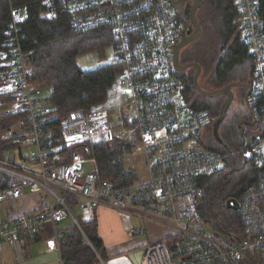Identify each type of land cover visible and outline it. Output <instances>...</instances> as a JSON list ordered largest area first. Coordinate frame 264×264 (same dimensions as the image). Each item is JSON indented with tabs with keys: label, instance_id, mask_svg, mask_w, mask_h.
Here are the masks:
<instances>
[{
	"label": "built area",
	"instance_id": "obj_1",
	"mask_svg": "<svg viewBox=\"0 0 264 264\" xmlns=\"http://www.w3.org/2000/svg\"><path fill=\"white\" fill-rule=\"evenodd\" d=\"M232 1L240 42L252 61L249 104L259 118L258 136L241 151L256 171L237 200L244 234H219L198 211L204 192L197 180L218 174L225 157L201 144L206 114L194 110L173 66L174 48L191 27L180 9L169 0H43L46 17L66 14L75 32L100 27L111 31L115 57L110 63L119 67L114 86L124 90L132 111L129 122L136 130L145 176L121 186L102 180L94 148L111 129L108 104L90 111L71 110L55 122L59 136L51 133L53 109L43 90L30 83L21 47L20 28L30 17L29 8L11 5L10 25L0 48V95L11 97L8 111L18 120L17 129L5 131L1 139L12 140L21 149L20 162L13 156L0 160V204L40 192L53 203L0 221V248L28 245L49 227L46 252L61 255L66 234L57 225L68 219L92 248L82 226L94 222L96 211L103 208L136 222L127 232L129 240L146 237L147 225L168 234L165 240L144 246L142 264H244L252 253L264 264L262 3ZM85 164L93 165L86 174ZM68 198L75 199L78 217ZM69 263L61 255L60 264Z\"/></svg>",
	"mask_w": 264,
	"mask_h": 264
},
{
	"label": "trees",
	"instance_id": "obj_2",
	"mask_svg": "<svg viewBox=\"0 0 264 264\" xmlns=\"http://www.w3.org/2000/svg\"><path fill=\"white\" fill-rule=\"evenodd\" d=\"M261 3V15L264 20V0H261ZM11 5H27L29 8L30 17L20 28L21 47L30 71V83L40 87L44 92L46 90L45 95L53 109L51 118L54 125L50 127L51 133L59 136L55 122L71 110L90 111L105 105L110 90L114 87L115 77L119 73L118 65L110 62L92 70H82L76 62L77 57L91 52L101 56L105 46L110 45L114 48L115 41L107 27L75 32L71 29L66 14L60 13L57 19L47 18L43 0H0V48L11 21L9 10ZM190 5L187 4L183 9V14L189 22ZM196 17L201 29L211 33L206 35L204 41L209 45L203 44L201 50L192 55L195 63L203 68L204 76L207 78L204 84L199 83L201 88L207 90L205 87L210 86L215 90L233 82L250 83L252 61L247 47L240 42L238 17L233 1L203 0ZM222 49H225L224 53ZM2 72L0 69V79ZM189 83L192 85V81ZM191 88L190 97L197 98L192 107L194 110L204 112L207 119L205 131L208 135L203 136L201 144L225 157L224 166L218 174L202 176L197 180L204 192L198 211L215 232L228 236L243 235L244 226L238 211L229 209L226 201L230 198L239 200L255 176L254 166L242 158L241 151L258 136L248 141L245 137L248 134V127L255 128L254 124H249L259 122L257 111L251 108V113L247 109L244 89L236 88L240 91L241 107L226 111L218 127L216 139L213 129L221 107L215 105L211 99L196 96L193 87ZM10 101V96L0 95V160L5 158L7 152L21 149L12 140L1 139L5 131L14 129L18 120V115L8 111ZM131 123H128V126L132 128ZM134 133L137 136L136 132ZM129 150L131 145H125L116 137L111 142L99 143L94 148L103 181L121 186L130 184L138 178L135 172L126 171L124 167L125 153L128 154ZM67 203L72 208L76 206L73 198H68ZM82 228L92 248L83 242L80 232L71 222L64 230L66 236L62 257L69 260V264H97L99 263L97 253L106 262L107 257L97 233L96 222L84 224ZM244 264H259L257 255L249 254Z\"/></svg>",
	"mask_w": 264,
	"mask_h": 264
},
{
	"label": "crops",
	"instance_id": "obj_3",
	"mask_svg": "<svg viewBox=\"0 0 264 264\" xmlns=\"http://www.w3.org/2000/svg\"><path fill=\"white\" fill-rule=\"evenodd\" d=\"M111 90L106 103L109 106H113L118 102V97L110 98ZM47 202H49V198L43 192L27 194L18 200L5 201L0 204V221H12L22 213L38 211ZM95 222L106 257L119 256L118 258L110 260L109 263L127 264L124 261L128 263L130 261L125 256L143 250L144 246L148 243L163 240L168 237V234L164 231L166 235L160 232V237L151 238L150 242L143 241L147 236L129 240L127 238V232L132 226L136 225V222L124 215L103 208L96 211ZM50 233V228L46 227L28 245H2L0 248V264H60L62 254L60 255L58 252H46V240L49 238Z\"/></svg>",
	"mask_w": 264,
	"mask_h": 264
},
{
	"label": "rangeland",
	"instance_id": "obj_4",
	"mask_svg": "<svg viewBox=\"0 0 264 264\" xmlns=\"http://www.w3.org/2000/svg\"><path fill=\"white\" fill-rule=\"evenodd\" d=\"M189 4H191V3L189 2ZM181 13H183V10L181 11ZM201 30H202L201 36L198 39H196L194 42L190 43L189 45H187L185 47V49H189L192 54H194L197 51H200L203 44L205 46L209 45L208 43H206L204 41H205L206 35L211 34V33H206V32H204L203 29H201ZM226 47L227 46H225V48ZM222 50H223V52L222 51L221 52L224 53L225 49H222ZM102 54L103 55L99 56L98 53H94V52L86 53V54H83V55L77 57L76 62L82 70L87 71V70L95 69L96 67H98L100 65H103L105 63H109L115 57V48H113V46H110V45L105 46L102 50ZM196 64H198V63H196ZM201 72H202V74L200 73L201 76H200L199 83L204 84L206 82L207 78L204 76L203 68H201ZM205 89H207L206 91L212 90V88L210 86L209 87L206 86ZM232 91H234L236 93L237 99L232 103L229 110H235V109H238L241 107L240 106L241 105V99L239 100L238 93H237L238 90L236 88H234ZM43 92H44V90H43ZM121 92H123V93H121ZM44 93H46V90ZM114 97H118V102L116 104H114L113 106H110L109 124H110L111 129H110L109 133L101 140V142H111L113 140V138L116 137V138L120 139L121 141H123L125 143V145L126 144L131 145V150H129L128 154L125 153L126 159H125V166L124 167H126V169H127L126 171L135 172L139 178H143L145 176V166H144V162H143V159L141 157V154L137 151V148H136L137 136H135V133H134V132H136V130H135L134 126L132 128L128 126V123H130L129 119H131V117H132V111L130 110V107L127 103V99H126V96H125L123 89H121L117 86H114L111 90L110 98L113 99ZM244 97H245V95H244ZM203 98H205V97H203ZM206 99H208V98H206ZM211 100L215 105H219V108L221 107L222 103L224 102V100L221 98H214ZM12 127H14V126H12ZM15 128L17 129V123H15L14 129ZM255 128L251 129L250 127H248V129H247L248 134H246V136H245V137H247L246 138L247 141L251 140L253 137L258 135L259 132H257V129H255ZM206 134L208 135L207 131H205L204 137ZM27 152H28L27 149L22 150L23 155H26ZM11 156L15 157L17 159V161L20 162L19 151L17 149H14V150L7 152L5 154V158H10ZM92 168H93L92 164H85L83 166V173L86 174V173L90 172ZM49 201L51 204L53 203V199L51 197L49 198ZM73 213L76 217L79 216V209L77 206L73 208ZM70 224H71V221L69 219L65 220V221H63L57 225V229L58 230H65L66 228L69 227ZM145 229H146L148 235L146 238L143 239V241L150 242L151 238L160 237V235H159L160 232L161 233L163 232L164 235H166L164 230H162L158 227L152 226V225H147L145 227ZM164 235H162V236H164ZM167 242H169V241H167ZM96 256L99 260V263H97V264H108L110 260L119 257V256H117V257L107 258V261L105 262L99 257V255L97 253H96ZM125 257L128 260V256H125ZM124 262L127 263L126 261H124Z\"/></svg>",
	"mask_w": 264,
	"mask_h": 264
},
{
	"label": "water",
	"instance_id": "obj_5",
	"mask_svg": "<svg viewBox=\"0 0 264 264\" xmlns=\"http://www.w3.org/2000/svg\"><path fill=\"white\" fill-rule=\"evenodd\" d=\"M169 1L172 4V6L176 9H181L184 7V5L189 4V2L191 3L190 10H189V20H190L191 27L186 32L182 40L176 45L173 51V66H174L176 74L181 75L187 68L193 67L195 69V74L193 78V86L198 94L208 99H214V98H218L222 96L227 97V100L221 106L220 115L214 124V129H213L214 136L216 137V139H218V131H217L218 127L223 121L226 111L228 110V107L232 99L230 90H232L233 88H247L248 89V92L245 94V97H244V102H245L247 109H249V111L252 113V109L249 104V94H250L251 85L246 84V83L233 82V83L226 85L223 88L211 90V91H206L201 88V86L199 85V79H198L201 73L200 65L196 63L181 65L179 62V54H180V51H182V49H184L187 45L194 42L196 39H198L201 36L202 30L198 23L196 13L198 9L202 7L203 0H177V1L169 0ZM253 124L255 123H251L249 125H253ZM226 205L229 209H232V210L238 209V202L234 198L228 199L226 201ZM142 255H143L142 250L136 251L128 255V260L131 262V264H142L141 263Z\"/></svg>",
	"mask_w": 264,
	"mask_h": 264
},
{
	"label": "flooded vegetation",
	"instance_id": "obj_6",
	"mask_svg": "<svg viewBox=\"0 0 264 264\" xmlns=\"http://www.w3.org/2000/svg\"><path fill=\"white\" fill-rule=\"evenodd\" d=\"M175 1H177V0H175ZM185 6L186 5H184V7ZM184 7L181 8L180 11H182L184 9ZM192 55L193 54L191 53V51L189 49H185V48L182 49V51H180V54H179V62H180V64L181 65H186V64L195 63L196 61L193 59ZM184 56L187 57V58H185ZM194 74H195V69L193 67H189L181 75H179V77H180V79H181V81L183 83L184 93L186 94V96L189 99L191 104L194 103L195 100L197 99L195 96L194 97H190V90L192 89L191 87H193V90L195 91L196 96H201L200 94H198L196 92V90H195V88L193 86ZM189 81H192V83H191L192 85H189L190 84ZM246 84H250V83H246ZM241 89H244V95L248 92L247 88H241ZM232 90H230L231 91V95H232V99H231L230 105L228 107V110L230 109L232 103L237 99L236 93L234 91H232ZM237 93H238V97H240V91L239 90L237 91ZM218 98L223 99L224 102L227 100L226 96H222V97H218ZM239 100H240V98H239ZM223 103H222V105H223ZM254 126H256V125L254 124Z\"/></svg>",
	"mask_w": 264,
	"mask_h": 264
},
{
	"label": "bare ground",
	"instance_id": "obj_7",
	"mask_svg": "<svg viewBox=\"0 0 264 264\" xmlns=\"http://www.w3.org/2000/svg\"><path fill=\"white\" fill-rule=\"evenodd\" d=\"M9 25H10V24H9ZM126 262H127V261H126ZM109 264H116V263H112V262H110ZM127 264H130V262H129V263L127 262Z\"/></svg>",
	"mask_w": 264,
	"mask_h": 264
}]
</instances>
